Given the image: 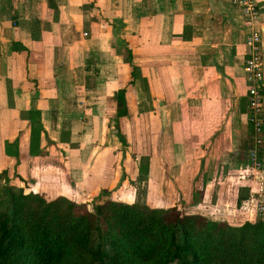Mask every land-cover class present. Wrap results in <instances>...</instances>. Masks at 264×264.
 Instances as JSON below:
<instances>
[{
	"label": "crops",
	"instance_id": "0c3cea01",
	"mask_svg": "<svg viewBox=\"0 0 264 264\" xmlns=\"http://www.w3.org/2000/svg\"><path fill=\"white\" fill-rule=\"evenodd\" d=\"M250 30L233 0H0V175L83 203L139 202L137 184L168 191L165 208L245 190Z\"/></svg>",
	"mask_w": 264,
	"mask_h": 264
},
{
	"label": "trees",
	"instance_id": "16d2710c",
	"mask_svg": "<svg viewBox=\"0 0 264 264\" xmlns=\"http://www.w3.org/2000/svg\"><path fill=\"white\" fill-rule=\"evenodd\" d=\"M115 97L127 115L126 88ZM37 136L34 127L31 152ZM0 264H264V217L236 225L178 206L81 203L0 185Z\"/></svg>",
	"mask_w": 264,
	"mask_h": 264
},
{
	"label": "rangeland",
	"instance_id": "374dc122",
	"mask_svg": "<svg viewBox=\"0 0 264 264\" xmlns=\"http://www.w3.org/2000/svg\"><path fill=\"white\" fill-rule=\"evenodd\" d=\"M263 170L264 166L261 167ZM236 177V176H235ZM237 178V177H236ZM236 178L230 179V182L232 184H236ZM247 180V185L250 186V188L247 186L245 190L238 192L233 189H222V191L217 194V191L215 190H209L206 191V197L205 195L202 194V189L198 191L192 192V196H190V200L187 201L186 205L185 204H180L178 206L180 209H182L186 214L191 215V214H201V215H206L210 217H217L218 220L221 219H226L231 224H236L239 225L245 221H255L259 219L260 217H264V210L261 209V206L259 204H262L264 206V175H261L260 172H255L254 175L252 173H247L246 174ZM11 182V186L15 188H21L20 183H14L12 178L8 177L6 174H1L0 175V185L6 184L7 182ZM133 185H136L135 182H133ZM250 183V184H248ZM223 183H220L222 185ZM138 186V201L141 203L143 202L144 204H149L150 206L156 207V206H163V207H168L170 203H172L169 199H164V195L168 193V191H151V186H144L137 184ZM224 185V184H223ZM199 187V186H198ZM233 187V186H232ZM197 186L195 187V189ZM132 191V188H130ZM126 192V195H122L121 198H127L129 201H133L137 197H131L132 193L131 191ZM202 190V191H201ZM249 190V191H248ZM201 191V192H200ZM52 192V191H51ZM133 193L136 192V190L132 191ZM204 193V194H205ZM129 194V195H127ZM223 195V199H221L220 204H224L221 207L218 206H212L210 202L214 198V196L218 195ZM53 192L49 194V199L54 196ZM202 195L205 197L207 202L202 201ZM116 199L120 200L117 195L114 194ZM135 196V195H134ZM106 197V196H105ZM203 197V198H204ZM258 198L255 200V198ZM74 200H77L78 202L83 203L88 202L86 201L87 198H78V197H72ZM156 199H158L156 201ZM84 200V201H81ZM168 200V201H167ZM204 200V199H203ZM121 201V200H120ZM203 204V205H201Z\"/></svg>",
	"mask_w": 264,
	"mask_h": 264
},
{
	"label": "built area",
	"instance_id": "2783aa9c",
	"mask_svg": "<svg viewBox=\"0 0 264 264\" xmlns=\"http://www.w3.org/2000/svg\"><path fill=\"white\" fill-rule=\"evenodd\" d=\"M233 3L242 11L246 22L250 27V33L246 37L248 48L245 60V69L249 81V120L254 131V145L249 152L247 172L254 175L263 167V160L260 158V147L264 143V120L261 115L264 112V94L262 93L263 61H262V40L263 29L258 28L261 21V9L256 0H233ZM243 178L246 174H241ZM258 198L256 197L255 200ZM261 209L264 206L259 204Z\"/></svg>",
	"mask_w": 264,
	"mask_h": 264
}]
</instances>
